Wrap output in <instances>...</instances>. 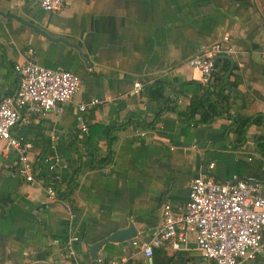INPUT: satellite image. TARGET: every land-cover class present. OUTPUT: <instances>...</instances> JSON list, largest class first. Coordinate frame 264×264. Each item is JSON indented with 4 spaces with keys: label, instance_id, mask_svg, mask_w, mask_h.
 <instances>
[{
    "label": "crops",
    "instance_id": "1",
    "mask_svg": "<svg viewBox=\"0 0 264 264\" xmlns=\"http://www.w3.org/2000/svg\"><path fill=\"white\" fill-rule=\"evenodd\" d=\"M224 34L235 52L219 57L209 81L227 80L221 113L183 120L178 112L209 83L187 59ZM28 47L34 60L73 71L81 83L60 108L11 129L31 141L38 183L16 172L18 151L3 150L0 138V264H216L200 254L193 233L179 248L162 239L151 257L142 246L161 225L163 203L183 208L196 174L252 179L264 194V151L256 139L264 125L252 122L241 142L233 128L226 131L229 115H264V0H63L57 11L36 0H0V99L15 91L13 65ZM136 79L143 88L132 93ZM154 81L167 100L148 97L145 87ZM94 96L102 101L78 110ZM108 154L110 161L97 166ZM43 155L67 163L58 167L62 200L46 195L51 178ZM129 222L134 239L107 241L90 255L89 244ZM72 235L75 257L66 255ZM236 264H264V228L262 250Z\"/></svg>",
    "mask_w": 264,
    "mask_h": 264
},
{
    "label": "built area",
    "instance_id": "2",
    "mask_svg": "<svg viewBox=\"0 0 264 264\" xmlns=\"http://www.w3.org/2000/svg\"><path fill=\"white\" fill-rule=\"evenodd\" d=\"M47 11H57L63 0H36ZM235 47L229 42L227 34L213 40L209 45L187 59V63L201 72L202 83L210 81L216 57L230 55ZM33 48L25 50V58L13 65L18 84L13 93L0 99V138L5 141L3 150L15 148L18 151L16 172L29 183H38L33 160L28 155L32 146L29 139L13 135L12 127L23 119L29 121L33 114L60 108L78 90L81 77L73 71L48 67L34 60ZM143 85L135 80L131 89L138 93ZM102 99L89 97L77 103L79 111L100 103ZM82 130L86 124L81 123ZM51 178L44 185L48 198L62 200L59 165L67 163L58 155H43ZM70 217L75 213L66 203ZM264 228V194L258 190L252 179L235 177L231 181H219L208 173L194 175L189 182L188 199L180 210L173 209L169 203L162 205L161 225L153 231L149 242L142 246L144 254L152 256L153 245L162 239H170L174 248L184 243L188 234L193 233L196 246L202 256L212 259L216 264H236L248 257H254L262 250V231ZM76 235L67 238L66 255L75 257L74 241ZM110 261L107 264H115Z\"/></svg>",
    "mask_w": 264,
    "mask_h": 264
},
{
    "label": "trees",
    "instance_id": "3",
    "mask_svg": "<svg viewBox=\"0 0 264 264\" xmlns=\"http://www.w3.org/2000/svg\"><path fill=\"white\" fill-rule=\"evenodd\" d=\"M207 84L208 86L200 94V96L192 98L187 107L183 111L178 112L180 117L183 116V120L193 122L210 121L213 115L221 113L218 104L226 99V96L223 94V90L225 87H228L227 80L224 77H214L213 82H209ZM162 86L163 84L160 81H154L145 87L146 94L150 98L165 101L167 98L163 94ZM195 113H199V117L197 119H194ZM229 117L231 122L226 131L229 130V128H233L235 131L236 142L242 141L246 128L252 122L262 123L264 125V115L253 117L229 115ZM152 123L153 122H150L149 124L151 125ZM256 139L258 141L259 147L264 151V132L257 136ZM95 161L97 166H103L110 161V154L99 157ZM73 186L74 179H71L68 185L65 187L66 189L63 193L64 196H68L70 194Z\"/></svg>",
    "mask_w": 264,
    "mask_h": 264
},
{
    "label": "water",
    "instance_id": "4",
    "mask_svg": "<svg viewBox=\"0 0 264 264\" xmlns=\"http://www.w3.org/2000/svg\"><path fill=\"white\" fill-rule=\"evenodd\" d=\"M222 56L230 59V55H222ZM218 59L219 57H216L214 67L216 66ZM228 72L229 71L226 72L225 76L228 75ZM203 173H206V171H204ZM135 234H136V230L133 227L132 222H129L128 226L118 228L114 230L113 232H111L110 234H108L107 236L89 244L88 249H89L90 255L93 258L97 257V250L103 243L107 241H122V240L130 239V238L134 239Z\"/></svg>",
    "mask_w": 264,
    "mask_h": 264
}]
</instances>
